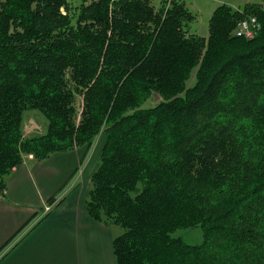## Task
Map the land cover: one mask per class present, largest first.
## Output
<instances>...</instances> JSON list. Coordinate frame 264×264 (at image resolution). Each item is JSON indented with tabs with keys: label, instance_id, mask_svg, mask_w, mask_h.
Returning <instances> with one entry per match:
<instances>
[{
	"label": "trees",
	"instance_id": "obj_1",
	"mask_svg": "<svg viewBox=\"0 0 264 264\" xmlns=\"http://www.w3.org/2000/svg\"><path fill=\"white\" fill-rule=\"evenodd\" d=\"M195 19L175 0H0V195L24 156L103 135L86 207L123 229L116 264H264V5L219 6L208 37ZM31 109L43 136L23 133ZM198 227L201 244L175 236Z\"/></svg>",
	"mask_w": 264,
	"mask_h": 264
},
{
	"label": "crops",
	"instance_id": "obj_2",
	"mask_svg": "<svg viewBox=\"0 0 264 264\" xmlns=\"http://www.w3.org/2000/svg\"><path fill=\"white\" fill-rule=\"evenodd\" d=\"M157 1L151 0L156 8L164 0ZM208 1L215 9L227 5L239 11L247 4L264 5V0ZM89 152L84 147L42 162L26 159L7 177V190L0 195V264H116L112 227L92 219L86 207L96 169ZM53 197L63 199L45 212Z\"/></svg>",
	"mask_w": 264,
	"mask_h": 264
},
{
	"label": "rangeland",
	"instance_id": "obj_3",
	"mask_svg": "<svg viewBox=\"0 0 264 264\" xmlns=\"http://www.w3.org/2000/svg\"><path fill=\"white\" fill-rule=\"evenodd\" d=\"M187 8L195 15L196 19L191 24L190 31L200 37H208L209 35V21L212 16L213 10L215 9V3L208 0H185ZM154 5H159V1L154 0ZM215 4V5H214ZM161 5V3H160ZM170 5V2L168 3ZM196 83V70L193 71L191 78L187 82V88H191ZM152 101L147 102L145 106L149 107ZM77 108L80 112L82 108V98L77 99ZM23 133L25 137H40L46 134L48 121L46 117L38 110H27L24 113L23 118ZM104 136H100L95 142L94 146L88 153L90 165L93 168H97L99 164V154L104 144ZM84 147L82 148V150ZM28 155L24 156L26 159H31ZM33 159V158H32ZM89 182V181H88ZM79 184V183H78ZM77 185V184H76ZM74 185L72 188H75ZM89 190L92 188V182L89 186ZM71 188V189H72ZM89 192V191H88ZM111 232L114 237H117L123 233V229L118 226H113ZM176 237L182 238L186 243L191 245L201 244L203 242V232L200 227L180 230L175 234Z\"/></svg>",
	"mask_w": 264,
	"mask_h": 264
},
{
	"label": "built area",
	"instance_id": "obj_4",
	"mask_svg": "<svg viewBox=\"0 0 264 264\" xmlns=\"http://www.w3.org/2000/svg\"><path fill=\"white\" fill-rule=\"evenodd\" d=\"M261 29V24L256 17H248L240 21L235 29V36L239 38H244L246 40H252L256 37L257 33ZM32 159L33 156H30ZM52 207L47 205L45 207V212L51 211Z\"/></svg>",
	"mask_w": 264,
	"mask_h": 264
},
{
	"label": "water",
	"instance_id": "obj_5",
	"mask_svg": "<svg viewBox=\"0 0 264 264\" xmlns=\"http://www.w3.org/2000/svg\"><path fill=\"white\" fill-rule=\"evenodd\" d=\"M159 98L156 96V100H158Z\"/></svg>",
	"mask_w": 264,
	"mask_h": 264
}]
</instances>
